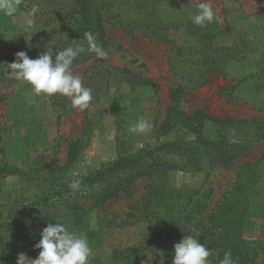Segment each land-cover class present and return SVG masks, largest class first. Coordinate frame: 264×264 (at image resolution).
<instances>
[{"label":"rangeland","instance_id":"1","mask_svg":"<svg viewBox=\"0 0 264 264\" xmlns=\"http://www.w3.org/2000/svg\"><path fill=\"white\" fill-rule=\"evenodd\" d=\"M102 1L109 53L74 67L95 96L85 110L73 108L60 94L36 95L26 82L8 77L6 64L16 59L17 52L25 51L35 59L46 50L45 38L39 34L48 28L38 32L41 20L33 10L22 9L20 0H11L16 6L13 15L0 11V166L19 169L17 174L0 177V217L11 211L16 214L14 222L0 228V264H17L21 253L37 258L40 249L35 245L41 230L59 222L87 239L91 248L88 264H147L148 254L151 264H173L174 244L192 235V228H220L215 227L220 222L215 223L221 215L218 207L233 201L241 213L229 228L239 225L249 243L261 240L259 244L264 245V0H211L216 13L215 44L230 47L234 40H242L246 59L228 58L221 70L203 74L190 63H171V44L157 38L167 34L178 44H197L195 38L186 36L181 23L195 14L200 0H157L153 7L148 5L150 0ZM158 20V31L151 33V23ZM166 21L175 24L164 29L162 22ZM33 38L34 50V45L25 48L20 44ZM113 67L127 68L133 73L128 78L139 77L145 83L131 84L121 74L116 78L97 74ZM177 88L181 89L179 108L187 113L201 109L216 119L246 121L244 129L234 130L232 137L244 136L248 142L247 149L227 166L215 163L200 171L167 172L169 187L198 191L187 208L180 237L167 238L162 247L164 241L151 236L145 221L120 224L134 201H149L155 179L148 177L133 183L130 196L122 194L102 206L94 205L83 192L86 189H81L56 198L52 206L29 207L70 175L88 174L119 156L155 146L157 129ZM140 117L152 127L144 133L129 132ZM208 131L211 137L222 133L214 125ZM170 136L159 138L163 141ZM73 142L76 156L69 161ZM237 183L242 184V193L234 192ZM74 207L79 208L74 211ZM228 215L229 221L235 218ZM128 254L133 262L124 260ZM255 263L264 264V249L256 250Z\"/></svg>","mask_w":264,"mask_h":264},{"label":"trees","instance_id":"2","mask_svg":"<svg viewBox=\"0 0 264 264\" xmlns=\"http://www.w3.org/2000/svg\"><path fill=\"white\" fill-rule=\"evenodd\" d=\"M156 2L157 0H150L148 5L153 7ZM20 3L24 10L35 9L38 20H41L38 32L43 28H48L47 31L39 34V37L45 38L46 48L53 50V56L70 45L82 44L86 50L76 57L74 67L91 59H102L98 58L94 52L87 51L88 43L84 36L86 32H91L96 38V43L109 53L110 41L107 37L102 13V7L106 4L102 0H20ZM160 24L159 20L153 21L150 26L153 28L151 33H156ZM162 24H164V29H169L175 23L166 21ZM214 25L215 21L201 27L193 24L191 18L187 19L185 23H181L186 36L197 40L195 45L178 44L167 34L157 38L171 44V63H190L192 67L201 70L202 74L212 70H221V66L228 58L246 59V54H244L246 45L242 40H234L230 47L215 44ZM20 44L25 48L34 45L31 48L33 50L37 48L34 38ZM236 49H239V52H236ZM41 51L43 52V50ZM0 56L2 55L0 54ZM101 72H105L107 75L111 74L112 78L121 74L131 84L136 81L145 83V80L139 77L128 78V75L133 73L127 68H104L98 70L97 74ZM179 93H181V89L177 88L170 95L172 104L168 107L163 123L157 129L159 133L155 146L142 147L133 154L119 156L88 174L70 175L68 180L46 190L40 202L37 204L32 202L29 207L38 209L52 206L57 201L56 198L78 193L81 189H86L83 192L87 193L86 196H89L94 205L102 206L122 194L130 196L133 183L139 178L148 177L155 179L148 191L149 201H134L129 207V212L121 219L120 224L130 225L145 221L151 230V236L164 241L162 247L165 246L167 238L180 237L187 208L194 202V196L198 191L169 187L167 172L171 170L200 171L204 165L215 163L227 166L247 149L248 142L244 136L232 137L234 130L244 129L242 124L246 121L216 119L201 109L187 113L179 108L181 104ZM211 125L216 126L217 132L222 133L211 137L208 131V126ZM260 125L261 123L256 124L255 129ZM258 130L255 133V139L259 137L257 136ZM230 132H233L231 136L228 135ZM168 134H171L170 138L160 141L159 137ZM76 151V142H73L68 150L69 161L75 158ZM17 173H19L18 168L9 167L6 164L0 166V177ZM72 180L80 181L78 189L74 190L69 187V182ZM242 191V184L237 183L234 192L242 193ZM237 200L241 205L242 201L238 198ZM233 202H225L218 207L221 215L216 216L215 223L220 222L215 224V227L219 225L220 228L212 226L192 228L191 230L198 242L211 250V255L208 258L210 264H219L224 258L225 252L228 251L232 254L234 264H256V250L264 249V245L259 244L261 240L249 243V240L243 236V228H238L239 225L237 228H229L232 222L234 224L239 221L241 213L240 210L235 209ZM76 208L79 207H74V211ZM229 213L235 217L230 221ZM14 217H16L15 211H11L6 217H0V228H5L14 222L15 220H12ZM210 221L211 214L207 217V222L210 223ZM198 223L201 224L202 221L196 224ZM135 249L133 248V251ZM124 260L127 263L133 262L132 254L125 255Z\"/></svg>","mask_w":264,"mask_h":264},{"label":"clouds","instance_id":"3","mask_svg":"<svg viewBox=\"0 0 264 264\" xmlns=\"http://www.w3.org/2000/svg\"><path fill=\"white\" fill-rule=\"evenodd\" d=\"M197 11L191 16L192 23L205 26L213 22L215 11L211 0H200L196 5ZM0 11L6 15H13L16 6L11 0H0ZM35 12V9L33 10ZM31 24V21L28 22ZM88 43L87 51L94 52L98 58H104L108 53L96 43L91 32L84 33ZM82 44L68 46L53 56V50L46 48L38 58H29L25 51L15 54L16 59L6 64L8 77L12 80L26 82L36 95L60 94L69 99L73 108L85 110L92 101V90L83 85L82 77L74 69V60L85 52ZM11 70L10 72L8 70ZM152 127L144 117H140L135 124L129 126L132 133H144ZM79 180L69 182V187L78 189ZM40 240L35 248L40 249L35 259L25 254L18 255L17 264H88L91 248L87 239L70 230L63 223L47 224L40 232ZM148 254V253H147ZM209 250L204 244L198 242L193 235H186L174 244L173 264H210ZM147 264H151L152 257L148 254ZM219 264H234L230 251L225 252Z\"/></svg>","mask_w":264,"mask_h":264}]
</instances>
